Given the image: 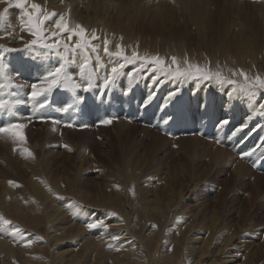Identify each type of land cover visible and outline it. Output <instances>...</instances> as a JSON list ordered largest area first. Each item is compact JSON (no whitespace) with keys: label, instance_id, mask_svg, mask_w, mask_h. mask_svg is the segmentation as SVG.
<instances>
[{"label":"rangeland","instance_id":"1","mask_svg":"<svg viewBox=\"0 0 264 264\" xmlns=\"http://www.w3.org/2000/svg\"><path fill=\"white\" fill-rule=\"evenodd\" d=\"M37 1L41 5V0ZM37 1L34 0L35 3ZM42 1L41 6L43 8L46 9L48 6L47 10L49 8L52 11L56 10L55 6L57 5L54 4V1ZM116 1L124 6L129 5L131 2V0ZM60 2L61 0L56 2L59 7L63 4ZM146 2L162 9L165 23L164 32L176 36L171 40L170 47L184 49L187 55L195 58L191 59L192 62L198 61L196 59L198 57L202 61L205 60L202 56L209 53H204V49L212 51L215 47H228L232 51L235 50L237 45L233 44V41L239 42L237 36L240 34L243 42L252 41L254 47L259 50L256 59L257 67L261 73H264V54L262 51L264 8L256 7L252 12L250 10H244V12H236V10L210 12L206 8L204 0H175V3L170 2V0H159V3H156V0H146ZM43 3L47 4L44 5ZM51 4H54V6ZM5 7L6 5L0 4V12ZM63 10L67 12L64 7L59 11L63 12ZM19 15V9L10 8V23L19 22ZM198 23H203L204 27L199 28L197 26ZM5 29L7 27L0 28V36L8 35ZM252 30L254 31L253 33H251ZM147 33L143 37V43H152L153 46L157 45L158 50H161V42L155 40L153 36H148ZM97 35L99 36L100 34ZM182 35L188 37L187 44L180 38ZM95 42L97 41H93V43ZM118 44H124L129 51L135 49L137 45L138 48L136 50L142 47V43H124L120 39ZM49 60L45 59L46 64ZM12 62L7 61L6 63L11 66L12 64L14 65V60ZM21 78L24 79L22 76ZM27 78L29 79V75ZM119 82L115 88L122 90V83L120 82V84ZM137 88L140 92L141 89H144L142 86L134 89ZM98 91L97 89V93ZM18 94L19 98L21 95L26 97L24 93ZM153 94L152 103H149L151 107H146L150 112L156 109V103L160 97L159 92L153 91ZM53 95L56 97L57 92L53 93ZM156 97L158 100H156ZM199 97L200 95L196 97L195 101L204 104L205 98L199 100ZM57 98H60V96L57 95ZM182 98L183 100L176 104L178 109H174L173 114L177 113V111L179 112L183 106L187 109L186 104L188 103L185 100V95ZM8 99L14 100V97L9 96ZM111 99L117 100L115 97ZM163 101V98L162 100L160 98V103L162 102L163 104ZM211 103L208 107V101L207 107H204V109L216 110L220 119L227 113L225 119L230 120L229 125L232 124L233 126L235 124L237 126L239 121L244 122L246 119V116L238 118L235 113L226 110L225 103L220 107H216L215 101ZM172 106V104H169L165 107ZM20 107V104L16 106L15 113ZM22 110L26 111L25 109ZM109 116L111 117V115ZM87 119L88 115H85L78 122H84ZM34 120L35 123L32 124L24 121L27 123V127L23 130L25 135L24 142L14 141L8 136L5 137L4 142L0 141V215L4 214L2 215L4 218L16 225L15 220H12L11 217L13 210L22 209L31 216L29 221L33 225H37L40 230V232L31 233L30 230L21 228L23 232L24 230L28 231L27 233L24 232L27 240L35 237L40 238V236H54L55 238L49 241V243L54 244L51 250L44 249L40 251V246H37V243L39 241L43 242L44 239L38 240L35 238L29 249L23 246L24 242H13L8 239L12 237L7 235V233L6 236L9 237L6 238L4 236L5 233L1 234L4 239L13 243L18 250L22 251L23 249V251L27 252L22 253L20 258L16 257L15 259L10 255L4 256L0 254L1 259L5 258L4 264L6 262L22 264V260L30 261L25 264H53L51 257H49L50 255L69 251L70 248L72 251H80L82 242L84 240L86 242L89 237L97 239L100 246L103 247L99 249L102 254L105 252L106 259L103 262L104 264H113L115 260H118L119 264H126L124 262L131 261L132 264H142L140 261L133 259V251H126L124 250L125 248H121L129 241V245L134 244L133 246H137V257L141 260H148L150 258L145 256V250L141 246V239L145 236L148 238L152 234L155 236L159 235L157 239L155 238L156 240L159 239V243L156 245L157 250L156 252L153 251L156 254L158 263L162 255L164 257L168 253H174L178 256L176 252L179 251V264H193L195 255L192 252L190 253L192 243L197 247H201L206 235L209 234L211 236L212 234V243L215 246L211 248V252L203 255L205 258L204 264H214L217 259L219 260L220 254L215 255L216 251L221 247L223 248L221 257H223L225 262L238 259V264L243 262V264H264V234L262 235L261 233L264 230V172L256 168V163L254 165L251 163L245 164L234 155L222 153L220 151L221 148H219L220 144H218L217 149H213L188 138L168 142L159 141L153 139L150 135H144L128 127L112 124L105 126L95 122V124H89L90 126L85 124L88 125V129H80L81 125L76 123L77 127L69 130L64 128L63 123L58 126L50 125L45 121L40 123L41 120L39 119ZM229 125L222 129L225 133L227 132L225 138H228L230 132L233 131H228ZM54 128L55 130H53ZM154 129L160 131L163 136H167L158 127ZM195 136H202L204 138L203 141L210 144H214L216 143L215 140L221 139L216 136L209 137L200 134H195ZM238 136L240 137V142L242 139L241 134ZM105 141H107V145L104 144ZM65 145H67V148ZM229 145H231L230 149L237 151L236 147L238 144L235 146L234 144ZM25 149L30 150L34 154V159L27 156ZM257 160L255 158L253 161L257 162ZM181 176L184 178L183 184L175 181L176 178ZM9 181H14L19 187L10 186ZM117 185L120 190H117ZM133 186L136 193L135 197L130 192ZM164 188H173L176 193L202 194V199H199V201L204 203L210 200L215 193H228V200L224 198L225 206L222 203V209L224 207L223 211L226 212L221 211V213L218 212V215L215 214L216 220L212 219V211L201 212L197 217L194 229L187 230L185 224L191 219L194 212H190V210H186L183 207L189 206L199 211L200 209L194 206V200L198 199L197 197L183 199L179 207L174 204L171 208L164 209L161 212L156 208L142 207L139 197H143L139 193H155ZM229 207L233 210V216L227 215ZM201 209L203 208L201 207ZM154 211H157V213H154ZM100 221H103L106 227L89 229L86 226L88 223H99ZM221 221L223 223L218 227L215 236V233H212L211 228L208 226ZM235 221L242 223L239 230L235 227L238 225ZM235 230L238 231L236 242L234 244L231 243V245L227 242L228 245L224 246L223 239L225 238L224 240H226ZM241 231L244 232L246 238L240 235L242 234L240 233ZM115 232L123 233V237L119 236V240L113 239L112 235ZM177 233L180 239L184 237L183 240L181 239L183 243L180 246H177L178 243L174 242V237ZM29 237L30 239H28ZM59 239L62 241L57 244ZM123 239L127 240L123 241ZM150 239L155 244L154 239ZM200 239L203 240L201 241ZM250 242L253 243L248 245ZM117 243L119 245L122 243L119 253L114 249V245L118 246L116 245ZM256 245L257 247L262 246L263 250H254L257 248ZM152 248H154V245L151 246ZM88 249L89 247L85 251L88 252L87 254L90 258L88 259L87 256L83 260H90V263L96 262V250ZM49 251L53 252L50 254ZM92 251L93 253H91ZM127 252L128 255L126 254ZM39 256L40 258H38ZM214 258L216 261H214ZM56 264L59 263L57 262Z\"/></svg>","mask_w":264,"mask_h":264},{"label":"bare ground","instance_id":"2","mask_svg":"<svg viewBox=\"0 0 264 264\" xmlns=\"http://www.w3.org/2000/svg\"><path fill=\"white\" fill-rule=\"evenodd\" d=\"M49 1L50 2L54 1V4L57 5V6H55L56 10H54V8H52L54 11L62 10L63 7L66 8L67 12L70 9V14H69L70 15V21L73 25L80 24V25L84 26L88 30V32H90V34L93 31H95L96 34H100L99 35L100 40L95 42V43L100 44L101 58L103 59L105 64L108 65L109 68L111 67L112 61L110 60L109 57L105 56L103 53V40H104V38H107L112 42L110 45V48L113 51L115 50V46H116V44H118V40L120 39V37H123V40H121V39L120 40L124 43H132V42H134L135 44L142 43V47L141 48L139 47V49L137 50L141 55H143V54H149V55L158 54L164 58H170L171 56L175 55L176 57L180 58L181 60H183L185 57H187L189 60L195 59V58H192L191 56L187 55L185 50L182 48L170 47L171 40L173 38H175L176 36L171 35V34H166L164 32L165 23H164V15L162 13V9L152 6L149 2H146V0H131L130 4L127 6L120 4L116 0H61L60 3H63V4L60 7H59V4H56V2L60 1V0H48L47 2H49ZM42 2L43 1L41 0V5H42ZM204 2H206V8H208V10H210V12H216V10H236V12H244V10H250V12H252V10H254V8H256V7L264 8L263 4L250 3V2H246V1H242V0H204ZM37 3H38V1H37ZM46 4H44V5H46ZM54 4H51V5L54 6ZM47 7H46V9H47ZM149 8H154V9H149ZM146 9H149V10H146ZM143 10H146V11L143 13H140ZM49 11H52V10L49 8ZM58 11L56 12L57 14H61V13L65 12V10H63V12H60V11L58 12ZM113 12H115V13H113ZM19 25H20L19 22L9 23V25H7V29H5V32L7 34L8 33H12V34L11 35L8 34L7 35L8 37L3 36V38H0V46H3L4 48H15V49H18L19 51H16V52L0 51V55H3L5 57V62L10 61V63H11L12 60H14V65L12 64L10 66L6 63L9 66V70L11 72H15L16 70H19L21 68L22 77L24 79L20 78L19 82L23 83L25 81H29V79L27 78L29 73L27 71H23L24 68L30 67L34 63H43L45 65L49 64L48 66H54L57 63V60L55 57L49 58L50 60L46 64L45 58L39 57L36 54H33V53H30L28 51L23 50L25 42L28 40H31L32 37L26 31L21 32L19 30ZM203 25H204L203 23L197 24V26L199 28H203L204 27ZM253 32L254 31L252 30L251 33H253ZM145 33H147L148 36H153V38L155 40H159V42H161V45H162L161 50H158L157 45L153 46L152 43H146V44L143 43V37H144ZM20 37H23L24 39L21 40ZM263 37H264V29H263ZM180 38L183 40V42L185 44L188 43V37L186 35H182ZM237 39L239 40V42L233 41V44L237 45V48L235 50L232 51L228 47L227 48L215 47L212 51H210L208 49H204V53H209L205 56L204 55L202 56V57H204L205 60L202 61V59L200 57H198V58H196L198 61L195 60V62L203 65L206 61H211L213 68H215V66L217 64H219L221 67H224L226 65L227 67L224 68L226 74H227V69L232 68V69H243L250 76L257 74V73L264 76V73H261L259 71L260 69L257 67V60L256 59H257V55L259 53V50L254 47L252 41L248 40L246 43L243 42L242 36L240 34L237 36ZM127 51L129 54L131 53V51H129V49H127ZM262 51L264 54V39L262 41ZM155 52H159V53H155ZM247 52L250 54H248ZM77 59H79V57H77ZM134 67H135L134 65H127L123 71H125V72L133 71ZM70 70L75 72L76 66L74 65ZM152 80H153V76L148 75V74H145V76L143 78L138 77V81L133 86L132 90H134V88H136V87L142 86L144 88L143 90L141 89V92L144 94L143 100L147 99V96H145V95L147 94L148 90L151 91L150 95L153 94V91L159 92L160 97H159V100L156 97V100H158V101L156 103V109L154 108L155 109L154 111L159 110L157 108H159L162 105L166 106V105L172 104L173 105L172 107H166V115L173 116L174 109H178L176 104L179 101L183 100L182 97L185 95V100L188 103V104H186L187 109H185L183 106L179 110V112H184V111L189 109L192 113H198L201 109H204V107H207L208 101H209L208 107L212 104L211 102L215 101L214 104L216 105V107H220L223 103H225L226 110H228L231 113H235L236 117H238V118L239 117L243 118L246 116V119L244 122L239 121L237 126H235V124H233V126H232V124H231V125H229V130H228V131H230V130L238 129V128H240V126L243 123H247L248 126L246 128H244L242 131H238V132L234 133L236 135L241 134V137H242L240 142L243 143V146L240 148L241 149L240 152H238V150L235 151L233 149H230L231 145H229V144H234L235 140H232V141L229 140L228 141L227 138L224 137V138H221L219 140H215L216 143L210 144L208 142L203 141L204 138H202V136H195V135L192 136L193 134H190V133L172 134L169 132V134H166L164 130H163V133L166 134L167 136H163L160 131H157L154 129L155 126L153 125L152 121H146V122L137 121V120L133 119L132 117H130V118L127 117L124 114H122L119 117H118V115L113 114L115 117H118L119 119L117 120V122H113L112 125H117V126H121V127H128L130 129H132L136 132H140L144 135H150V136H152L153 139H156L159 141H167V142L172 141L169 139V136L172 135L173 137H175V138H173L175 140L176 139L182 140L183 138H188L191 141H194L198 144H202L205 147L206 146L211 147L213 149H217L218 144H220L221 146L219 145V148H221L220 151L222 153L227 154V155H234L238 160L242 161V163H245V164H249L255 158L259 159V158L264 156V146H262V145H264V116L259 115L258 110L256 112H254L253 111V105L249 104L243 96L233 94L232 86L225 85L224 87H220L218 85L205 84L203 82H201L200 84H197L195 82L178 84L177 82L168 81V80H164L163 82L157 81L156 84H153ZM119 81L118 82L123 87L122 90L124 92V90L128 87V80L126 77H121V79ZM6 91L24 93V95L26 96L28 89L27 88H25L23 90L8 89ZM173 91L177 92L178 94L171 101H168L167 97L169 96V93H171ZM131 94H133V93L131 92ZM198 95H200L199 100H203L205 98L204 104L199 103V101L198 102L195 101V99ZM263 96H264V94H261V97L259 98V102H261V103H264ZM160 98H161V100L163 98V100H164L163 104H162V102L160 103ZM14 99L24 100V99H26V97H24V96L22 97V95H21L20 98L18 96V97H14ZM151 103H152V101H151ZM195 103H197V104H195ZM20 105H21V107L17 110L15 119H19L22 122H24V121H27L24 119L25 117L32 116L33 114H30L27 111V109L22 105V103H20ZM147 106L151 107V105H149V103ZM22 109H25L26 111L24 112ZM247 112H248V114H247ZM40 114L44 115L46 117L48 115L44 111H41ZM226 114L223 116V118L227 117ZM249 116H251L250 119L248 118ZM107 117H110V116L107 115ZM104 118L105 117H101V116L96 115V114L88 113V119L84 122H79L80 123L79 125L95 124V122L98 123L99 125H103L100 123V121L103 120ZM13 119H14L13 117L9 118V120L4 121L2 124H0V126L5 125L9 122H12ZM56 119L59 121H62V122H72V123L74 122L72 119H70L68 117L56 118ZM234 120H237V119H234ZM28 123L29 124L35 123V120L33 119V120H31V122H28ZM75 123H77V122H75ZM63 125H64V123H63ZM232 134H233V131L230 132L228 137ZM6 136L7 135L0 136V141L4 142V139ZM200 137L202 140L199 139ZM209 137H211V136H209ZM239 139H240V137H239ZM206 141H207V139H206ZM212 143H213V141H212ZM104 144L107 145V141H105ZM254 148H256V151L254 153H252V155L248 156L247 158H243V159L241 158L243 153L251 152L252 150H254ZM175 181L179 184H183L184 178L181 176V177L176 178ZM139 194L142 195V197L145 199L144 200L143 198L139 197V201L143 205L142 207L151 208V209L156 208L159 212L163 211L164 209L171 208L174 204H177V207H179L180 202L183 199H188L189 197H192V198L197 197L198 199L194 200V202H195L194 206H196L198 209H200L199 211H196L189 206L183 207L186 210H190V212H194L191 216V219L185 224L187 227V230L194 229V225L197 223V217L200 215L201 212L212 211L213 212V218L212 219L216 220L217 217L215 214L218 215V212L221 213V211L224 210V207L222 209V203L224 205L225 199H227V197H228V193H215V195H213V197L210 200H208L207 202L204 203L203 201H199V199H202V194L199 195V194H195V193H176L175 189H173V188H164L158 192L156 191L155 193H139ZM205 199H208V198H205ZM222 200H224V201H222ZM201 207L203 209H201ZM226 209L228 210V208H226ZM223 212H226V211H223ZM154 213H157V211H154ZM233 214H234L233 210H231L229 207L227 215L233 216ZM2 215H4V214H2ZM11 217H12V220H15V222H16V225L12 224L13 226L19 227L20 229L26 228V229L30 230L31 233L32 232L33 233L40 232L38 226L33 225L29 221L31 216L29 214H27L25 211H23L22 209H14ZM151 220H153V218H151ZM235 222H236V224L238 223V225H236L235 227L239 230L242 223H239L238 221H235ZM222 223H223V221L216 222L214 225L208 226L211 228V230H212L211 232L215 233V236L217 234L218 227ZM88 224H90V223H88ZM82 225H83V223H82ZM86 229H88V228L86 227ZM242 230H244V228H242ZM178 231H179V229H178ZM24 232L27 233L28 231L24 230ZM211 232H210V234H211ZM150 233H152V232H150ZM240 233H242V234H240L242 237L246 238V236H244L243 231H241ZM261 233L263 235L264 230H262ZM29 234H30V232H29ZM100 234H102V233H100ZM237 234H238V231L235 230L230 234V236L226 240H224L225 239L224 238L223 239V242H224L223 245L224 246L228 245L227 242H229L230 245H231V243L234 244L236 242ZM207 235H209V234H207ZM207 235L205 237L206 238L205 241H202L203 239H200L202 241L201 247L195 246L194 243H192V245H191L190 253L192 252L193 255H195V258L193 259L194 260L193 264H204L203 262H204L205 258L203 257V255L207 252H211V248L213 246H215L212 243L213 235L211 234V236L209 235L208 237H207ZM4 236H5V238L9 237V236H6V233ZM114 236H120L122 238L123 233H121V232L116 233L115 232V234L112 235V237H114ZM30 237L28 239H30ZM158 237H159V235L155 236L154 234H152L151 236H148V238H147V236H145L141 239V241H142L141 246L145 250V256L150 258L148 260L144 259L146 261L141 260L137 257V255H138L137 246H133L134 244L129 245V241L127 243H125L123 247H122V243H120V245H119V243H117L116 245H118V246L114 245V249H117V248L120 249V247H122L121 249L125 248L124 250H126V251H128V250L133 251V254H134L133 259L135 261L136 260L140 261L142 264L143 263H146V264H179V251L176 252V253H178L177 254L178 256H176V254H174V253H168L167 256H164V257L162 255L160 258L161 260H159V263H158V259L156 258V254H155V252L157 250L156 245H158V243H159V239L156 240ZM35 238H31L30 240L33 241ZM53 238H55V237L54 236H43L42 237V239H44L43 242H40V241H39L40 243L36 242L38 244L37 246H40L39 250L40 251H42L44 249H50L51 250V247L53 246L54 243H49V241L52 240ZM150 238L154 239L155 244L152 243ZM8 239L12 240L13 242H18V241H14L13 237L8 238ZM181 239L183 240L184 237H182ZM181 239H180V237H178V233H177L176 236L174 237V242L178 243L177 246H180L183 243V242H181L182 241ZM126 240L127 239H123V241H126ZM60 241H62V240L61 239L57 240V244L60 243ZM84 241L82 242V247H81L80 251H72V249L68 246L70 248L69 251L61 252L58 254L53 253L52 255H50L49 257H51L52 263L56 264L58 262L59 264H79V263L80 264H84V263L85 264H104L103 262H105L106 255H104L105 254L104 250H103L104 254H102L100 252L99 248H103V247L100 246V243L98 242V240L92 239L89 237L88 239H86V242H89V243H86ZM193 242H194V240H193ZM252 243L253 242H250V243H248V245H251ZM76 244H78V243H76ZM33 245H35V244H33ZM152 245H154V248L151 249ZM73 246H74V244H73ZM171 246H172V244H171ZM240 246H238V247L240 248ZM87 247H89V249L96 250V252L93 250L96 253V255L94 254L95 258H96V262H94L92 260L94 263H90V260H88V261L83 260L84 257L88 256V254H87L88 252L85 251L87 249ZM256 247H257V245H256ZM28 248L30 249V247H28ZM31 248H33V247H31ZM75 248L77 249L76 246H75ZM179 248H181V247H179ZM182 249H183V247H182ZM222 249L223 248L221 247L220 249H218L216 251L215 256H217V254H220V257H219V260L217 259V261H216L215 260L216 257L214 256L215 257L214 261H216V262H214V264H238L239 263L238 259H236V260L232 259V261H226L225 262L223 260V257H221ZM259 249L263 250V247L259 246L254 250H259ZM97 250H99V252H97ZM110 250L114 251L113 249H110ZM93 251L91 253H93ZM115 251L117 253L120 252L117 250H115ZM153 251H155V252H153ZM158 251H159V249H158ZM51 252H53V251H51ZM51 252H50V254H51ZM22 253H27V252L23 251V249H22V251L18 250V248L16 246H14L13 243L9 242L8 240H6L4 238H0V254H3L4 256L10 255L12 258L15 259L16 257L20 258L22 256L21 255ZM91 253H90V255L92 257ZM111 253H113V252H111ZM31 254H32V251H31ZM38 254H36V255H38ZM126 254L128 255V252ZM159 254H161V253H159ZM233 254H235V253H233ZM114 255H116V254H114ZM225 255H226V253H225ZM4 256H2V257H4ZM123 256H125V255H123ZM226 257H228V256H226ZM38 258H40V256ZM89 258L90 257L88 256V259ZM232 258H235V257H232ZM4 259L0 258V264H4L3 263ZM29 262H30L29 260H26V261L22 260V264L29 263ZM40 262H41V260H40ZM131 262H124V263L132 264ZM5 264H13V263L6 262ZM113 264H119V261L115 260V262L113 261Z\"/></svg>","mask_w":264,"mask_h":264},{"label":"snow or ice","instance_id":"3","mask_svg":"<svg viewBox=\"0 0 264 264\" xmlns=\"http://www.w3.org/2000/svg\"><path fill=\"white\" fill-rule=\"evenodd\" d=\"M170 2L175 3V0H170ZM156 3H159V0H156ZM0 4L6 5L4 10L0 12V28H5L10 23L9 9L13 7L19 9V30L21 32L26 31L32 37L31 40L25 42L23 50L45 59L55 57L57 60L54 66L34 63L30 67L24 68L23 71L29 73V81L21 83L19 81L22 70L11 72L5 62V57L0 55V114L14 118L12 122L0 126V136L7 135L14 141H25L23 130L27 127V123L15 119V109L20 103H30L34 110L33 115L25 117V120L31 122L33 119H39L46 122L51 118L41 115L40 112L52 103L53 93L58 90L62 93L71 94V102L67 97H62L59 101L62 107L58 111L67 113L70 110H78V106L83 103V97L78 95V92L89 93L98 89L97 94L103 97L117 86L121 77H126L128 87L124 90L123 95L128 96L137 83L138 77L143 78L145 74L153 76V84H156L157 81L168 80L178 84L189 82L200 84L203 82L220 87L230 85L233 94L243 96L249 104L253 105L254 112L258 110V114L264 116V103L259 102L261 94H264V76L258 73L250 76L243 69L228 68L226 74L224 70L226 65L221 67L217 64L213 68L211 61H206L202 65L190 61L187 57L181 60L176 56L164 58L158 54L141 55L136 49H133L129 54L122 44H116L113 51L110 48L112 42L104 38L103 53L112 61L109 68L101 58L100 44L93 43V41H99L100 37L95 31L89 34L88 30L80 24L73 25L70 21V9L68 12L57 14L55 11L43 8L34 0H0ZM8 34L11 35L12 33ZM20 38L21 40L24 39L23 37ZM120 39L123 40V37ZM0 51L16 52L19 50L0 46ZM74 65L76 66L75 72L70 70ZM127 65H134V70L123 71ZM25 88L28 89L26 99H8L9 96H18V92L6 90H23ZM177 94L175 91L169 93L167 100L171 101ZM153 98L154 94L149 95L142 106L147 107ZM248 118L250 119L251 116ZM118 119L115 116L106 117L100 123L109 126ZM167 122L165 120V123ZM51 123L53 125L64 123L65 127L70 128L75 126L72 122H62L55 119H51ZM229 123L228 119L221 118L217 122L216 128L222 130ZM247 126V123H243L240 128L234 129L233 133L242 131ZM81 127H88V125H81ZM65 147L67 148V145ZM25 151L28 157L34 159V154L30 150L25 149ZM250 155H252L251 152H245L241 158ZM9 184L12 187H19L14 181H9ZM116 187L117 190H120L118 185ZM130 192L135 197L134 186ZM86 226L89 229L106 227L103 221L90 223ZM4 233L13 237L14 241L24 242V247H30L33 243L31 240H27L22 229L13 226L12 221L0 215V234ZM0 238L3 236L0 235ZM37 239H42V237ZM113 239L119 240L120 237L114 236ZM116 250L119 251L120 249L117 248Z\"/></svg>","mask_w":264,"mask_h":264}]
</instances>
